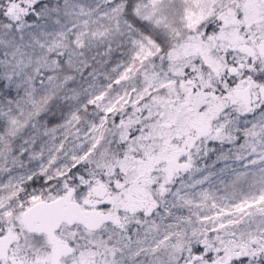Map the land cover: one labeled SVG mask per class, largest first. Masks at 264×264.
Returning <instances> with one entry per match:
<instances>
[{"label":"snow or ice","instance_id":"snow-or-ice-1","mask_svg":"<svg viewBox=\"0 0 264 264\" xmlns=\"http://www.w3.org/2000/svg\"><path fill=\"white\" fill-rule=\"evenodd\" d=\"M0 264H264V0H0Z\"/></svg>","mask_w":264,"mask_h":264}]
</instances>
